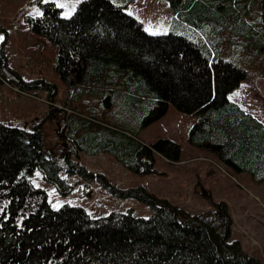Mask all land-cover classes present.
I'll list each match as a JSON object with an SVG mask.
<instances>
[{
	"label": "trees",
	"instance_id": "obj_1",
	"mask_svg": "<svg viewBox=\"0 0 264 264\" xmlns=\"http://www.w3.org/2000/svg\"><path fill=\"white\" fill-rule=\"evenodd\" d=\"M167 1L176 17L167 32L152 34L113 0H83L71 17L54 1L37 0L43 13L29 18L31 28L56 45L55 73L68 91L64 107L53 103L47 114L64 124L65 143L48 141L42 123L26 129L0 122V264H264L233 239L230 206L210 190L200 194L212 208L192 213L144 186L118 188L72 159L76 151L111 154L140 175L157 173L156 153L180 161L178 142L140 137L172 103L197 116L190 144L264 182V122L229 98L242 80L264 77V68L251 74L232 59H264V0L261 12H253L252 0ZM5 82L21 91L44 87L54 100L55 85L25 82L2 44ZM38 170L62 195L76 188L71 177L78 175L153 213L94 217L82 205L55 208L33 180Z\"/></svg>",
	"mask_w": 264,
	"mask_h": 264
},
{
	"label": "rangeland",
	"instance_id": "obj_2",
	"mask_svg": "<svg viewBox=\"0 0 264 264\" xmlns=\"http://www.w3.org/2000/svg\"><path fill=\"white\" fill-rule=\"evenodd\" d=\"M42 1H54L61 8V16L71 17L83 0ZM113 1L125 5V10L135 16L149 33L169 30L173 15L167 1ZM252 1L253 12H261V0ZM42 13L43 7L37 0H0V36H3L0 45H4L13 70L25 82L43 80L56 87L54 100H51L50 90L44 87L21 91L16 84L5 82L0 85V122L26 129L42 123L48 141L57 143L62 138L61 142L65 143L64 124L62 121H52L47 115L53 103L63 108L68 98L67 87L54 69L57 48L49 37L34 31L29 22L30 17ZM231 55L241 59L237 53L229 52L228 57ZM250 55L255 58L253 65L232 59L252 74L264 68V59H260L257 54ZM256 80L254 76L242 80L241 85L229 94V98L264 120V92L258 89L260 86L264 88V82L258 85ZM67 111L71 112V109L67 108ZM196 121V115L181 112L171 103L162 118L141 131L140 137L147 143L169 138L182 147L180 161H170L159 153L155 154L157 173L135 174L111 154L92 155L76 151L72 159L88 171L104 174L118 188L144 186L148 191L192 213L212 208L209 201L200 194L203 188L210 190L215 200H224L230 206L234 219L233 239L240 240L244 250L264 262V182L256 183L247 173L226 168L212 152L190 144L189 134ZM217 164H221L228 172H223ZM33 180L37 186L46 189L50 204L55 208L66 203L82 205L94 217L106 216L113 211L126 212L129 209L137 216L149 217L153 213L152 209L140 201L116 198L97 181H88L78 175H72V183L77 182L76 188L67 195L60 194L55 187L46 183L39 170ZM86 187L90 194L85 192Z\"/></svg>",
	"mask_w": 264,
	"mask_h": 264
},
{
	"label": "crops",
	"instance_id": "obj_3",
	"mask_svg": "<svg viewBox=\"0 0 264 264\" xmlns=\"http://www.w3.org/2000/svg\"><path fill=\"white\" fill-rule=\"evenodd\" d=\"M164 1H167V0H164ZM245 1H247V0H245ZM167 3H169V2L167 1ZM169 7L171 8L170 3H169ZM170 11H171V13H172V15H173V17H172L171 20H173V18L176 17V14H175V12L172 10V8H171ZM170 25H171V23H170ZM170 25H169V28H170ZM255 79H257V80H256L257 82H255V83L258 84V85H260V84H262V82H264V79H263V78L257 77V78H255ZM261 79H262V80H261ZM258 89H259L262 93L264 92V88H263L262 86L258 87ZM253 114H254L259 120H261L262 122H264V120L261 118L260 115L255 114V113H253Z\"/></svg>",
	"mask_w": 264,
	"mask_h": 264
},
{
	"label": "built area",
	"instance_id": "obj_4",
	"mask_svg": "<svg viewBox=\"0 0 264 264\" xmlns=\"http://www.w3.org/2000/svg\"><path fill=\"white\" fill-rule=\"evenodd\" d=\"M217 166L221 169V170H223V172H228L221 164H217Z\"/></svg>",
	"mask_w": 264,
	"mask_h": 264
},
{
	"label": "snow or ice",
	"instance_id": "obj_5",
	"mask_svg": "<svg viewBox=\"0 0 264 264\" xmlns=\"http://www.w3.org/2000/svg\"><path fill=\"white\" fill-rule=\"evenodd\" d=\"M3 39V36H0V40H2Z\"/></svg>",
	"mask_w": 264,
	"mask_h": 264
},
{
	"label": "flooded vegetation",
	"instance_id": "obj_6",
	"mask_svg": "<svg viewBox=\"0 0 264 264\" xmlns=\"http://www.w3.org/2000/svg\"><path fill=\"white\" fill-rule=\"evenodd\" d=\"M68 147V146H67Z\"/></svg>",
	"mask_w": 264,
	"mask_h": 264
}]
</instances>
